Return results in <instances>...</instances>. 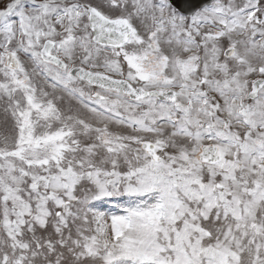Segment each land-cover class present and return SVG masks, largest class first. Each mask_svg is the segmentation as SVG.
Returning a JSON list of instances; mask_svg holds the SVG:
<instances>
[{
    "label": "snow or ice",
    "instance_id": "1",
    "mask_svg": "<svg viewBox=\"0 0 264 264\" xmlns=\"http://www.w3.org/2000/svg\"><path fill=\"white\" fill-rule=\"evenodd\" d=\"M0 264H264V0H0Z\"/></svg>",
    "mask_w": 264,
    "mask_h": 264
},
{
    "label": "rangeland",
    "instance_id": "2",
    "mask_svg": "<svg viewBox=\"0 0 264 264\" xmlns=\"http://www.w3.org/2000/svg\"><path fill=\"white\" fill-rule=\"evenodd\" d=\"M0 132H3V129H0Z\"/></svg>",
    "mask_w": 264,
    "mask_h": 264
}]
</instances>
